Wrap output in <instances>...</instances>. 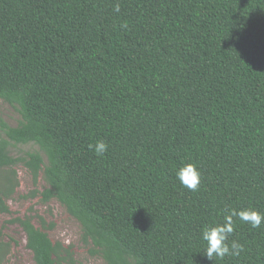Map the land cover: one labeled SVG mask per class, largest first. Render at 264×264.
Returning <instances> with one entry per match:
<instances>
[{
    "label": "trees",
    "instance_id": "1",
    "mask_svg": "<svg viewBox=\"0 0 264 264\" xmlns=\"http://www.w3.org/2000/svg\"><path fill=\"white\" fill-rule=\"evenodd\" d=\"M0 99L22 117L2 124L0 213L21 163L105 264H264V224L234 218L239 256L209 261L202 239L229 209L264 213V0H0ZM12 143L39 150L14 158ZM13 222L35 264L72 259Z\"/></svg>",
    "mask_w": 264,
    "mask_h": 264
},
{
    "label": "rangeland",
    "instance_id": "2",
    "mask_svg": "<svg viewBox=\"0 0 264 264\" xmlns=\"http://www.w3.org/2000/svg\"><path fill=\"white\" fill-rule=\"evenodd\" d=\"M21 121L18 109L0 99V135H4L3 123L14 128ZM38 150L34 144L12 143L10 146V153L14 158L26 157ZM14 169L19 186L13 197L7 201L10 212L0 213V243L9 244L4 264H35L33 252L27 247L26 233L19 224L13 222L16 218L25 217H31L34 224L44 229L54 243H61L70 250L72 259L62 264H105L99 256L91 255L92 246L83 243L80 223L59 202L42 201L40 193L47 186L42 176L35 182L31 172L21 163ZM40 218L46 221V226L54 224V227L43 228Z\"/></svg>",
    "mask_w": 264,
    "mask_h": 264
},
{
    "label": "clouds",
    "instance_id": "3",
    "mask_svg": "<svg viewBox=\"0 0 264 264\" xmlns=\"http://www.w3.org/2000/svg\"><path fill=\"white\" fill-rule=\"evenodd\" d=\"M119 10L120 6L116 4L115 11ZM89 147L98 156L107 151V144L104 141H97L95 145ZM176 175L181 184L193 191L199 188L202 180L201 172L195 164H185L179 168ZM234 218L249 224L252 228H259L264 224V213L253 209H229L224 216L223 223L206 226L203 229L202 239L207 242L204 255L209 261H214V258L239 256L244 250L243 245L235 240L229 243V237L234 232Z\"/></svg>",
    "mask_w": 264,
    "mask_h": 264
}]
</instances>
